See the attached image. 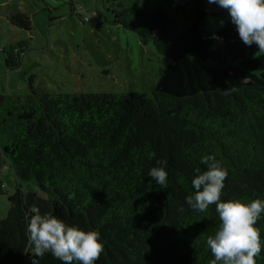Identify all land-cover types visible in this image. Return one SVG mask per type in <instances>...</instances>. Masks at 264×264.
I'll use <instances>...</instances> for the list:
<instances>
[{
  "label": "trees",
  "instance_id": "obj_1",
  "mask_svg": "<svg viewBox=\"0 0 264 264\" xmlns=\"http://www.w3.org/2000/svg\"><path fill=\"white\" fill-rule=\"evenodd\" d=\"M121 1L107 0L116 7L113 22L143 44L153 41L168 59L150 94L40 91L34 77L25 96L0 92V155L19 180L39 188L9 196L0 264H32L25 247L34 205L98 230L104 251L95 264H210L206 239L220 223L215 205L200 213L185 202L207 154L229 172L222 200H264V52L241 40L225 9L196 6L178 34L163 8L145 12L138 1ZM7 18L31 30L27 13ZM29 47L28 40L1 47L6 65L18 68ZM157 159L168 161L166 189L148 176ZM256 227L257 264H264V217ZM40 264L62 262L46 254Z\"/></svg>",
  "mask_w": 264,
  "mask_h": 264
},
{
  "label": "rangeland",
  "instance_id": "obj_2",
  "mask_svg": "<svg viewBox=\"0 0 264 264\" xmlns=\"http://www.w3.org/2000/svg\"><path fill=\"white\" fill-rule=\"evenodd\" d=\"M138 1L151 12L163 8L177 23V33L191 24L196 6L220 10L208 0H122L125 7ZM107 0H0V92L25 96L30 77L40 91L57 93H151L168 59L157 53L153 41L143 44L138 35L113 22ZM11 11L27 13L31 30L9 22ZM89 21L85 17L93 13ZM21 40L30 42L18 68L6 65L1 47ZM0 218L8 215L9 196L22 191L39 193L35 181L19 180L10 160L0 155ZM42 196V194H39ZM33 207H36L34 205Z\"/></svg>",
  "mask_w": 264,
  "mask_h": 264
},
{
  "label": "clouds",
  "instance_id": "obj_3",
  "mask_svg": "<svg viewBox=\"0 0 264 264\" xmlns=\"http://www.w3.org/2000/svg\"><path fill=\"white\" fill-rule=\"evenodd\" d=\"M208 3L225 9L241 40L248 46L255 44L264 52V0H208ZM148 155L152 157L155 153ZM200 162L206 170L194 169L191 183L195 191L185 197V202L191 210L200 213L215 205L220 223L214 235L206 239L207 248L214 256L210 264H257L262 242L256 225L264 217V200H222L229 175L227 167L215 154L204 155ZM167 164V159H157L156 166L148 172L161 189L168 187ZM179 211L183 212L184 208ZM28 212L31 215L25 252L32 254V264H40L46 254L62 264H95L99 260L104 243L98 230L70 225L51 212L41 213L37 207L29 208Z\"/></svg>",
  "mask_w": 264,
  "mask_h": 264
},
{
  "label": "built area",
  "instance_id": "obj_4",
  "mask_svg": "<svg viewBox=\"0 0 264 264\" xmlns=\"http://www.w3.org/2000/svg\"><path fill=\"white\" fill-rule=\"evenodd\" d=\"M92 15H96V13L94 12V13L91 14L90 16L85 17V20H86V21H89ZM1 183H2V182H1ZM1 185H2V187H3L4 189H6V186L4 185V183H2Z\"/></svg>",
  "mask_w": 264,
  "mask_h": 264
}]
</instances>
